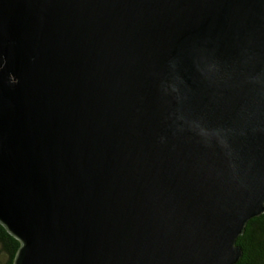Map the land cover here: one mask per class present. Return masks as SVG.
Returning a JSON list of instances; mask_svg holds the SVG:
<instances>
[{
  "label": "water",
  "instance_id": "obj_1",
  "mask_svg": "<svg viewBox=\"0 0 264 264\" xmlns=\"http://www.w3.org/2000/svg\"><path fill=\"white\" fill-rule=\"evenodd\" d=\"M263 211L264 0H0L14 264H235Z\"/></svg>",
  "mask_w": 264,
  "mask_h": 264
},
{
  "label": "trees",
  "instance_id": "obj_2",
  "mask_svg": "<svg viewBox=\"0 0 264 264\" xmlns=\"http://www.w3.org/2000/svg\"><path fill=\"white\" fill-rule=\"evenodd\" d=\"M235 245L241 256L235 264H264V211L249 219ZM20 242L0 223V264H14Z\"/></svg>",
  "mask_w": 264,
  "mask_h": 264
}]
</instances>
